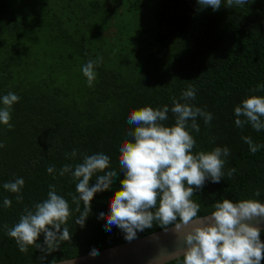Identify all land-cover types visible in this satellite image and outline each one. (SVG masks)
<instances>
[{"label": "trees", "instance_id": "16d2710c", "mask_svg": "<svg viewBox=\"0 0 264 264\" xmlns=\"http://www.w3.org/2000/svg\"><path fill=\"white\" fill-rule=\"evenodd\" d=\"M98 57L102 62L89 86L82 67ZM189 88L195 99L180 100ZM9 92L20 99L10 110L12 127L0 123V264L79 255L124 239L115 226L106 231L98 215L109 211L123 178L119 148L132 140L128 132L134 130L128 116L142 107L167 105L164 123L172 126L174 99L212 114L208 124L197 118L198 133L188 129L196 141L193 152L229 149L221 181H206L192 197L200 213L224 198L264 200V129L237 127L234 113L244 99L264 96V0L231 8L221 0L218 11L201 8L197 0H0V98ZM246 136L262 145L255 154ZM97 152L110 157L118 176L109 190L95 194L81 227L76 219L84 204L73 201L78 181L59 171L65 165L74 171L85 155ZM49 167L56 171L48 173ZM17 178L25 181L20 193L4 189ZM50 185L70 205L71 239L46 256L34 246L21 252L8 229L26 208L47 198ZM157 227L154 222L143 232ZM169 264H183V257Z\"/></svg>", "mask_w": 264, "mask_h": 264}, {"label": "clouds", "instance_id": "9594fccd", "mask_svg": "<svg viewBox=\"0 0 264 264\" xmlns=\"http://www.w3.org/2000/svg\"><path fill=\"white\" fill-rule=\"evenodd\" d=\"M201 8L210 7L213 11L221 8V0H197ZM247 0H226L231 8L234 4L244 5ZM102 62V57L89 60L82 67L83 75L89 86L96 78L95 66ZM260 90L259 87L256 89ZM3 108H0V123L12 125L10 110L20 97L9 92L3 96ZM195 99V89L189 88L182 93L180 100ZM171 112L175 123L167 126L169 107L153 109L150 106L133 110L127 122L134 126L128 135L132 140H126L119 148V165L123 171L120 187L113 192L109 201V211L100 212L98 219L106 222L104 228L111 232L115 226L125 235L126 240L137 238L138 232L153 227L154 222L168 231L169 227L184 247L174 251L161 250L150 264H169L179 256L183 264H261L264 260V241L261 232L264 228L252 221L256 218L264 220V202L259 200H242L233 202L224 198L217 201L214 211L208 216H200V205L192 200L193 195L201 190L206 181L219 183L224 177V157L229 155L227 147H216L209 152H193L196 141L189 128L199 132L197 118L208 124L212 114L199 107L173 100ZM237 127L250 124L256 131L264 129V96H250L235 107ZM189 121L191 123L189 124ZM250 151L255 154L262 145L254 144L251 137H244ZM0 144V147H3ZM76 150L71 153L76 156ZM110 157L103 152L85 155L82 163L63 166L59 175L71 172L78 181L76 192L82 201L84 209L76 219V224L83 227L91 213V201L98 192L109 190L113 179L118 176L115 169H110ZM107 170V171H106ZM54 173V167L47 169ZM236 171L231 169L229 177ZM103 173V174H99ZM95 176V183H90ZM24 179L17 178L4 183L5 190L20 193ZM47 198L36 203L32 209L26 208L19 222L7 234L14 238L21 252H27L29 246H34L45 256L59 248L61 241L71 239L66 226L72 215L68 201L58 195L55 186H49ZM256 196L260 193L257 191ZM16 199L22 200L17 195ZM11 200L5 198V207L11 206ZM79 212V206L77 207ZM44 239L40 242V237ZM90 255H99L95 247ZM44 257H42L43 259Z\"/></svg>", "mask_w": 264, "mask_h": 264}, {"label": "water", "instance_id": "95a60500", "mask_svg": "<svg viewBox=\"0 0 264 264\" xmlns=\"http://www.w3.org/2000/svg\"><path fill=\"white\" fill-rule=\"evenodd\" d=\"M264 202V200H259ZM215 209L199 213L200 216H208ZM264 228V220L256 218L252 221ZM166 232L157 227L137 234V238L131 241L124 239L96 248L99 255L92 256L90 251L73 256L25 263V264H150V261L161 250L169 252L184 247L182 239H179L171 230ZM181 257V256H179ZM178 258V257H177Z\"/></svg>", "mask_w": 264, "mask_h": 264}]
</instances>
